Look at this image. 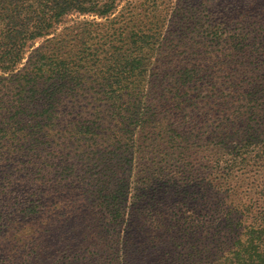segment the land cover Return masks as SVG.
Here are the masks:
<instances>
[{
	"label": "trees",
	"instance_id": "trees-1",
	"mask_svg": "<svg viewBox=\"0 0 264 264\" xmlns=\"http://www.w3.org/2000/svg\"><path fill=\"white\" fill-rule=\"evenodd\" d=\"M117 7L114 0H0V156L17 144L23 154L48 153L62 126L72 140L108 143L113 174L99 213L117 232L106 264H264V95L237 94L240 108L217 109L207 56L191 48L180 57L189 48L161 43L167 16L155 1L128 3L105 35L88 32L89 44L77 33L69 44L54 34L63 17L105 18ZM150 72L164 73L161 109L146 100ZM190 86L200 92H183ZM75 107L87 116L70 121ZM242 126L240 142H231ZM151 145L159 157L153 167L170 155L203 173L188 192L162 189L158 200L138 204L132 189L149 179L134 172L136 155Z\"/></svg>",
	"mask_w": 264,
	"mask_h": 264
},
{
	"label": "rangeland",
	"instance_id": "rangeland-1",
	"mask_svg": "<svg viewBox=\"0 0 264 264\" xmlns=\"http://www.w3.org/2000/svg\"><path fill=\"white\" fill-rule=\"evenodd\" d=\"M135 1L141 0H114L118 11L110 17L90 14L63 17L54 27V34L66 38L69 44L77 33L89 44L88 32L96 29V40L105 35L109 21L121 9L125 13L128 3ZM150 1L159 4V11L163 10V16H167L162 44L189 48L187 53L179 51L180 57L187 56L191 48L201 49L207 56L210 77L217 82L208 94L221 95L217 109L240 108L237 94L264 95V0ZM52 37L36 40L33 49L45 45V40ZM25 63L26 59L22 64ZM147 80L146 96L150 97L146 100L154 101L158 109L163 108L160 105L166 87L164 73L151 74ZM252 80L257 82L256 86H251ZM199 90L190 86L183 92L196 95ZM146 100L142 102L146 104ZM75 110L70 121L87 116L84 107ZM244 127L230 136L231 142H240ZM72 132L69 126L56 128V140L53 139L55 143L48 153L34 156L20 153L19 144L14 148L5 146L7 149L0 156V264H106L105 258L113 253L117 227L99 213L101 190L113 174L110 169L114 161L108 154V143L75 141L71 139ZM254 146L249 147L250 157L260 153V144ZM153 147L136 155L134 172L149 179L145 183L138 179L132 189L138 196V204L152 195L158 200L162 194L157 192L162 189L180 188L188 192L189 184L203 173L199 166L180 164L176 156L170 155L169 162L160 169L153 167L156 165L151 161L155 159L157 163L159 159L158 153L152 155Z\"/></svg>",
	"mask_w": 264,
	"mask_h": 264
}]
</instances>
